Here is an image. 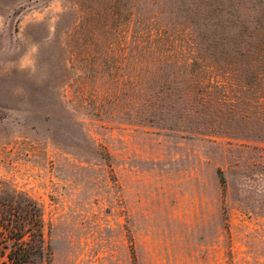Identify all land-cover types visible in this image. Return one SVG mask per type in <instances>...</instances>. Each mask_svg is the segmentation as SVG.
Instances as JSON below:
<instances>
[{
    "label": "rangeland",
    "instance_id": "obj_1",
    "mask_svg": "<svg viewBox=\"0 0 264 264\" xmlns=\"http://www.w3.org/2000/svg\"><path fill=\"white\" fill-rule=\"evenodd\" d=\"M189 1L0 0V197L41 203L50 264H264V50L227 99L120 80L195 58Z\"/></svg>",
    "mask_w": 264,
    "mask_h": 264
},
{
    "label": "trees",
    "instance_id": "obj_2",
    "mask_svg": "<svg viewBox=\"0 0 264 264\" xmlns=\"http://www.w3.org/2000/svg\"><path fill=\"white\" fill-rule=\"evenodd\" d=\"M199 35L198 52L176 75V64L150 63L132 66L141 91L153 99L219 93L224 99L249 89L246 77L264 50V0H190ZM199 18V19H198ZM228 21V23L224 22ZM135 71V72H136ZM228 79L234 87L221 82ZM216 72V73H215ZM257 89V87H255ZM221 181L225 177L221 175ZM51 224L41 203L28 192L14 188L0 197V262L2 264H50Z\"/></svg>",
    "mask_w": 264,
    "mask_h": 264
}]
</instances>
